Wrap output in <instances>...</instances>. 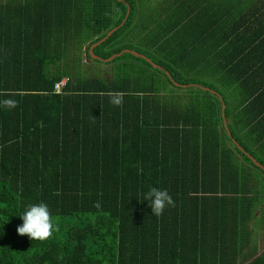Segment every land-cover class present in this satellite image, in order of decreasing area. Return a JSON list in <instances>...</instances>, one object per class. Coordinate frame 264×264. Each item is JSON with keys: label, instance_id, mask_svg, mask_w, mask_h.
<instances>
[{"label": "trees", "instance_id": "1", "mask_svg": "<svg viewBox=\"0 0 264 264\" xmlns=\"http://www.w3.org/2000/svg\"><path fill=\"white\" fill-rule=\"evenodd\" d=\"M127 14L94 54L161 68L90 54ZM4 99L0 264H264V0H0ZM40 202L43 242L16 231Z\"/></svg>", "mask_w": 264, "mask_h": 264}, {"label": "clouds", "instance_id": "2", "mask_svg": "<svg viewBox=\"0 0 264 264\" xmlns=\"http://www.w3.org/2000/svg\"><path fill=\"white\" fill-rule=\"evenodd\" d=\"M110 103L116 107H123L124 94L115 92L110 94ZM18 106V101L14 99L0 100V107L14 109ZM143 201L148 202L153 216L160 217L167 207L175 206V201L167 189L151 187L143 193ZM98 206V205H97ZM23 223L16 231L20 236H27L32 241H47L58 231V217H54L48 205L44 202L29 204L22 215Z\"/></svg>", "mask_w": 264, "mask_h": 264}, {"label": "water", "instance_id": "3", "mask_svg": "<svg viewBox=\"0 0 264 264\" xmlns=\"http://www.w3.org/2000/svg\"><path fill=\"white\" fill-rule=\"evenodd\" d=\"M128 14H129V10H128ZM128 14L126 16V18L120 23V25L114 27L113 29H111L103 38L97 40L96 42L92 43L90 48H89V52L90 54L94 57V58H98V59H101L102 61L104 62H111L112 60H114L116 57H119L120 55H122L123 53H132L134 54L135 56L137 57H142L144 59H146L148 62H150L153 66L155 67H160L161 66L157 63H155L151 58L147 57L145 54L139 52V51H136V50H133V49H124L122 52H119V53H115L113 54L111 57L109 58H101L100 56H97L96 54H94V49L95 47H97L98 45H100L101 43L105 42L115 31H117L121 26L124 25L125 21L127 20L128 18ZM168 73V71H167ZM174 83L177 84V85H181L179 84L178 82H176L174 80ZM183 86H188L187 84H183ZM224 104H223V108H224ZM227 126V124H226ZM227 130H228V133L229 135L232 137V134L229 130V127H227ZM234 142L236 143V145L239 147L240 150H244V147L242 145H240V143L234 139ZM246 154L248 155V157H250V159L259 167L263 168L264 169V165L258 160L256 159L253 155H251L250 153L246 152Z\"/></svg>", "mask_w": 264, "mask_h": 264}, {"label": "rangeland", "instance_id": "4", "mask_svg": "<svg viewBox=\"0 0 264 264\" xmlns=\"http://www.w3.org/2000/svg\"><path fill=\"white\" fill-rule=\"evenodd\" d=\"M144 4H148V0H144ZM105 71H110V65H103ZM264 205V201H262ZM261 209V208H260ZM253 229V245L257 247L259 251L264 249V213L261 210L256 212L255 219L252 222Z\"/></svg>", "mask_w": 264, "mask_h": 264}, {"label": "built area", "instance_id": "5", "mask_svg": "<svg viewBox=\"0 0 264 264\" xmlns=\"http://www.w3.org/2000/svg\"><path fill=\"white\" fill-rule=\"evenodd\" d=\"M66 81H67V79H63L61 82L57 83V85L55 87L57 92H60L61 91V87L63 85H65Z\"/></svg>", "mask_w": 264, "mask_h": 264}]
</instances>
